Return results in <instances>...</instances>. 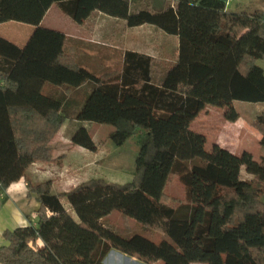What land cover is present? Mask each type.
I'll return each mask as SVG.
<instances>
[{"label": "trees", "instance_id": "1", "mask_svg": "<svg viewBox=\"0 0 264 264\" xmlns=\"http://www.w3.org/2000/svg\"><path fill=\"white\" fill-rule=\"evenodd\" d=\"M54 4L76 24L99 11L127 27L151 25L177 37L176 57L156 72L154 57L127 50L120 70L94 74L65 49L63 32L40 26ZM8 21L35 29L23 46L0 36V191L23 178L39 206L34 222L2 232L0 264H103L111 249L144 264H264V156L258 162L216 143L206 150L205 135L190 128L208 106L235 122V100L264 102V11H227L221 0H144L138 8L132 0H0V23ZM85 83L75 118L111 125L116 145L136 135L135 173L123 184L91 178L52 193L51 181L33 184L26 174L33 162L57 159L51 141L68 119L61 95L43 89ZM251 125L264 147V114ZM88 133L77 129L72 145L95 152ZM170 175L184 199L165 194ZM170 199L188 207L184 216ZM112 211L169 240L114 233L102 222Z\"/></svg>", "mask_w": 264, "mask_h": 264}, {"label": "rangeland", "instance_id": "2", "mask_svg": "<svg viewBox=\"0 0 264 264\" xmlns=\"http://www.w3.org/2000/svg\"><path fill=\"white\" fill-rule=\"evenodd\" d=\"M97 18L94 16L91 19L92 22L87 21L83 25H76L54 4L45 14L40 26L63 32L66 35L65 49L73 54L80 65L97 75L107 70H120L123 66L124 52L131 50L132 47H139L138 50L149 52L155 56L153 63L156 72L161 69L162 63L167 62L164 60L166 57L169 59L174 57V43L164 41L160 33L155 34L146 29L139 32L137 36L130 32L122 34L110 31L95 32L92 24L101 22V19ZM108 24L106 23V25ZM34 29L35 26L30 24L8 21L0 23V36L18 46H23ZM260 63L264 66V60H261ZM115 79L117 78L113 80L117 81ZM90 86V83H85L78 88L46 84L43 89V93L48 94L51 91L54 96L61 95L63 112L68 118L54 137L53 145L51 144L57 159L40 176L41 179L47 177L51 179L48 181L55 182L53 190L57 193L65 192L74 185L91 178H103L109 182L123 184L131 181L135 173V160L138 152L135 145L136 135L127 138L123 144L116 145L109 138V134L113 130L111 125L86 120L79 121L75 118L77 111L90 92ZM233 105L239 113V118L235 123H230L225 119L222 108L208 106L199 113V116L197 115L198 119L194 120V128L203 129L211 136L212 140H217L235 151H239L242 147L250 149L253 153L251 155H254L256 161L259 162L261 155H264V147L258 141L261 134L252 127L251 122L256 116L264 114V102L235 100ZM80 127H85L88 134L91 135L97 146L95 152L78 145H72V134ZM205 146V148H209V144H205ZM241 175L245 178L248 174L242 169ZM32 183L37 184L33 181ZM164 192L171 198L184 199L186 197L185 187L176 175H170ZM166 204L174 206L177 209V214L181 217L188 211V207L182 206L172 199ZM102 222L107 229L122 237L141 234L155 242L163 239L169 240L165 234L158 231L143 230L140 223L118 211H112ZM113 251L108 253L103 264H144L140 261L135 262L127 259L124 257L125 254L123 255L115 249Z\"/></svg>", "mask_w": 264, "mask_h": 264}, {"label": "crops", "instance_id": "3", "mask_svg": "<svg viewBox=\"0 0 264 264\" xmlns=\"http://www.w3.org/2000/svg\"><path fill=\"white\" fill-rule=\"evenodd\" d=\"M221 1L224 2L225 9L227 11H231V12H241V11L252 12L255 10L264 11V0H221ZM143 4H144V0H132V6L135 8L136 7L138 8V7L142 6ZM94 16L95 17L97 16L98 17L97 19H101V22L98 21L97 23L92 24L93 31H95V32L96 31H100V32H109L110 31V32H114V33L117 32L120 34H122L124 32L125 33L130 32V33H134V35L137 36V34H139V32L146 29L149 32L151 31L155 34L160 33L162 35V39L164 41H166V42L172 41L174 43V57L173 58L176 57V50H177V45H178L177 37L165 35V33H163L160 30H157L156 28H154L151 25H141V26L136 25V27H127L124 23L125 22L124 20L106 15V14L101 13L99 11L92 12L89 15V17L82 24H76V25H83L87 21L92 22L91 19H93ZM106 23H109V24L106 25ZM135 41H133V43ZM151 41H152V38H151ZM132 48H130V49L133 51H138L140 53L147 54L151 57H155V56H153V54H150L149 52H143L141 50H138L139 47L133 48V49ZM164 56H166V54H164ZM168 59L169 58L166 57L164 60H168ZM260 61L261 60L258 61V65L260 67H262L264 70V66L260 63ZM196 118L194 120H196ZM201 121H203V120H201ZM194 122L195 121H193L191 123L190 128L195 132L202 133L205 135L206 144H209V148L208 149L206 148V150H210L211 146L214 143H216V144H219L220 146L230 150L232 153L237 154V155H239L243 151H248V152H250V154H253L250 151V149H248L246 147H242L239 151H235L232 148L220 143L217 140H212L211 136H209L203 129H195L194 125H193ZM230 123H235V122H230ZM260 137L258 138V141L260 140ZM53 141L54 140H52L51 144L53 143ZM261 156H264V155H261ZM253 158H254V155H253ZM51 164H52V162H50V163L33 162L26 169V174L35 183H41L44 181L51 180L50 178H47V177H46V179H41V177H40L45 172L44 170H46L49 167V165H51ZM250 177H251L250 175H247L246 178H250ZM54 184H55V182H52V189L51 190H52V193H57L53 190ZM65 191H67V190H65ZM27 192H28V188H27L26 182L23 178L19 179L18 181L12 182L6 190L0 191V237H1L0 238V246L7 243V241L2 237V232L4 230H6V229L7 230H13L17 226L27 225L30 221L34 222V221H32L31 217H32V214H36V210L39 206V203L37 202L34 193L31 194L30 196H27ZM113 250L114 249H111L108 253L110 254V253L114 252ZM108 253L106 255H104L102 263H105V258L107 257ZM118 256H119V254H118ZM124 257H126L129 260L139 262L137 259H135L133 257H129L126 255Z\"/></svg>", "mask_w": 264, "mask_h": 264}, {"label": "built area", "instance_id": "4", "mask_svg": "<svg viewBox=\"0 0 264 264\" xmlns=\"http://www.w3.org/2000/svg\"><path fill=\"white\" fill-rule=\"evenodd\" d=\"M35 217H36V214H32V217H31L32 221H34L36 219Z\"/></svg>", "mask_w": 264, "mask_h": 264}]
</instances>
